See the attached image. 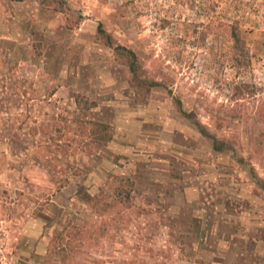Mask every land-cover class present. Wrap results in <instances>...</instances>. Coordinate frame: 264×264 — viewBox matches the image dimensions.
<instances>
[{
  "label": "rangeland",
  "instance_id": "1",
  "mask_svg": "<svg viewBox=\"0 0 264 264\" xmlns=\"http://www.w3.org/2000/svg\"><path fill=\"white\" fill-rule=\"evenodd\" d=\"M0 264H264V0H0Z\"/></svg>",
  "mask_w": 264,
  "mask_h": 264
},
{
  "label": "trees",
  "instance_id": "2",
  "mask_svg": "<svg viewBox=\"0 0 264 264\" xmlns=\"http://www.w3.org/2000/svg\"><path fill=\"white\" fill-rule=\"evenodd\" d=\"M234 30H235V28H234ZM234 30H232V31H234ZM99 32H102V31H100V29H99ZM215 146V145H214Z\"/></svg>",
  "mask_w": 264,
  "mask_h": 264
}]
</instances>
